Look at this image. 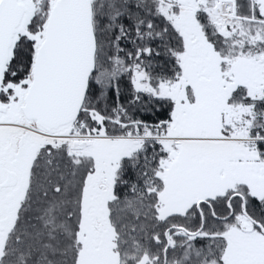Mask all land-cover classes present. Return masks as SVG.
<instances>
[{"label": "snow or ice", "instance_id": "snow-or-ice-1", "mask_svg": "<svg viewBox=\"0 0 264 264\" xmlns=\"http://www.w3.org/2000/svg\"><path fill=\"white\" fill-rule=\"evenodd\" d=\"M0 264H264V0H0Z\"/></svg>", "mask_w": 264, "mask_h": 264}, {"label": "trees", "instance_id": "trees-1", "mask_svg": "<svg viewBox=\"0 0 264 264\" xmlns=\"http://www.w3.org/2000/svg\"><path fill=\"white\" fill-rule=\"evenodd\" d=\"M120 96H119V101L120 103H124L127 104L128 103V99L130 97V86L128 83V79L127 77H124L121 81H120ZM110 98H109V105H112L113 101L116 100V94L115 93H110L109 94Z\"/></svg>", "mask_w": 264, "mask_h": 264}]
</instances>
